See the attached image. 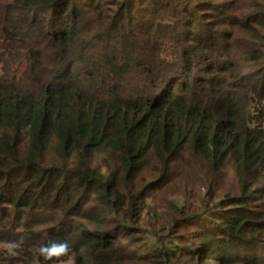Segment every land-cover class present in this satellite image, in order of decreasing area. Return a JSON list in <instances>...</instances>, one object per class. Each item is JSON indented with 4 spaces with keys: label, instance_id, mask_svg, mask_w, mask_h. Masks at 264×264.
<instances>
[{
    "label": "trees",
    "instance_id": "trees-1",
    "mask_svg": "<svg viewBox=\"0 0 264 264\" xmlns=\"http://www.w3.org/2000/svg\"><path fill=\"white\" fill-rule=\"evenodd\" d=\"M0 241L264 264V0H0Z\"/></svg>",
    "mask_w": 264,
    "mask_h": 264
},
{
    "label": "rangeland",
    "instance_id": "rangeland-1",
    "mask_svg": "<svg viewBox=\"0 0 264 264\" xmlns=\"http://www.w3.org/2000/svg\"><path fill=\"white\" fill-rule=\"evenodd\" d=\"M177 191V188H171L169 191H167L166 193H163V194H159L157 196V199H163L165 198L166 201L164 202L166 205H169V201L170 199H172L174 196V193ZM152 205H154L153 202H151ZM148 209V208H147ZM159 211V212H158ZM157 213L159 214V218L160 217V213H163L162 210H160V208L158 209ZM147 213V212H146ZM145 213V222H146V228L148 229H151L152 228V223H154L155 221L159 220V218L156 217V213L152 210L150 211V214H146ZM164 215V214H163ZM161 229V226L159 225L158 226V230ZM180 231H183V232H186L185 230V226H182L181 230ZM122 240L123 241H127L126 238H124V236L122 237ZM10 248V245L9 243H5L3 241H0V249L4 250V251H7L8 249ZM181 261H188L189 260V256L187 255H184L182 258H180ZM60 264H72V262H69V263H60Z\"/></svg>",
    "mask_w": 264,
    "mask_h": 264
}]
</instances>
